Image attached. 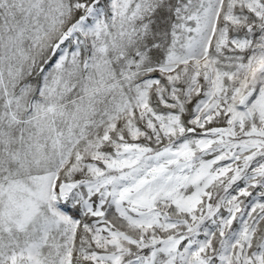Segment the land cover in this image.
Wrapping results in <instances>:
<instances>
[{
    "label": "snow or ice",
    "instance_id": "6c2138e0",
    "mask_svg": "<svg viewBox=\"0 0 264 264\" xmlns=\"http://www.w3.org/2000/svg\"><path fill=\"white\" fill-rule=\"evenodd\" d=\"M0 264H264V0H0Z\"/></svg>",
    "mask_w": 264,
    "mask_h": 264
}]
</instances>
